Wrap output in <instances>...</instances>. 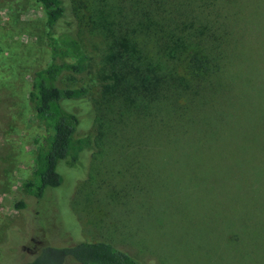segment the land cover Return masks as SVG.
<instances>
[{
  "label": "rangeland",
  "instance_id": "obj_1",
  "mask_svg": "<svg viewBox=\"0 0 264 264\" xmlns=\"http://www.w3.org/2000/svg\"><path fill=\"white\" fill-rule=\"evenodd\" d=\"M65 1L82 24L97 121L77 136L96 132V149L62 162V186L42 199L26 193L40 142L29 94L50 62L48 28L37 0H0V264L85 242L144 264H264V0H217L222 72L181 120L154 121L121 103L96 25L126 2Z\"/></svg>",
  "mask_w": 264,
  "mask_h": 264
},
{
  "label": "trees",
  "instance_id": "obj_2",
  "mask_svg": "<svg viewBox=\"0 0 264 264\" xmlns=\"http://www.w3.org/2000/svg\"><path fill=\"white\" fill-rule=\"evenodd\" d=\"M37 1L46 16L50 62L31 81L29 100L40 126V142L36 166L24 188L40 200L48 188L62 186V162L70 159L79 164L85 153H94L96 132L82 138L77 135L79 129L97 121L86 86L90 59L81 40V21L65 0ZM124 1L125 10L118 19L99 18L96 24L107 40L106 66L112 72L113 87L121 103L133 107L139 119L154 121L158 114L171 112L181 120L224 68L219 14L212 16L217 0ZM16 207L22 210L26 204ZM68 260L144 264L106 242L47 247L26 264H66Z\"/></svg>",
  "mask_w": 264,
  "mask_h": 264
}]
</instances>
